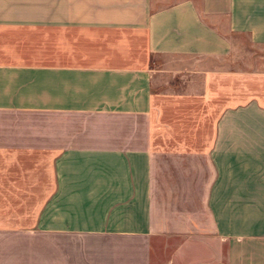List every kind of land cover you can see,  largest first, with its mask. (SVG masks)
Wrapping results in <instances>:
<instances>
[{"label":"crops","instance_id":"1","mask_svg":"<svg viewBox=\"0 0 264 264\" xmlns=\"http://www.w3.org/2000/svg\"><path fill=\"white\" fill-rule=\"evenodd\" d=\"M0 264H264V0H0Z\"/></svg>","mask_w":264,"mask_h":264}]
</instances>
